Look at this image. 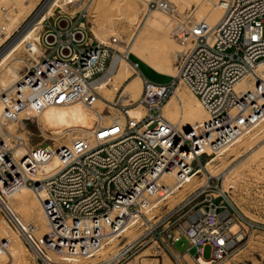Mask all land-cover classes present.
Masks as SVG:
<instances>
[{
  "label": "built area",
  "instance_id": "2783aa9c",
  "mask_svg": "<svg viewBox=\"0 0 264 264\" xmlns=\"http://www.w3.org/2000/svg\"><path fill=\"white\" fill-rule=\"evenodd\" d=\"M139 1L174 17L172 38L192 45L181 55L177 78L167 84L144 80L130 105L119 97L105 108L97 105L96 83L113 54L93 38L83 10L57 6L35 22L34 39L21 40L0 68L2 76L20 73L0 90V130L7 137L0 135V202L22 185L38 195L48 226L40 240L26 239L36 264H55L45 260L48 250L95 256L136 215H142L134 223L138 237L100 264H143L139 253L151 241L153 255L164 254L171 264H189L187 257L195 264H227L264 229L240 214L215 175L175 207L158 210L173 185L180 187L209 157L264 121V0H215L203 15L196 6L178 12L168 1ZM16 11L15 0H0V54L23 29L25 21L9 32ZM248 76L253 88L239 94L235 86ZM177 80L200 100L206 121L181 129L162 116ZM24 109L33 112L31 120L19 118ZM17 144L26 147L22 156L13 151ZM53 158L61 163L56 173L36 178L39 166ZM152 198L158 206H150ZM145 206L150 216L142 213ZM1 216L15 227L0 206Z\"/></svg>",
  "mask_w": 264,
  "mask_h": 264
},
{
  "label": "bare ground",
  "instance_id": "6f19581e",
  "mask_svg": "<svg viewBox=\"0 0 264 264\" xmlns=\"http://www.w3.org/2000/svg\"><path fill=\"white\" fill-rule=\"evenodd\" d=\"M41 0H15L17 5L16 16L12 22L10 31L15 30L34 12L36 6ZM96 0H47L40 11L26 24V26L19 31L17 36L11 41L10 45L0 54V68L6 63L9 56L12 55L20 47L21 40H33V27L35 22L42 17L52 14L54 8L61 6L64 8L67 4L77 3L78 6H83L89 9L93 8ZM113 3L116 6V15L122 17L128 25H135L134 32L124 39L117 31L114 25L93 29V34L96 39L105 44L114 47L119 53L113 54L110 66L107 73L99 79L96 83L97 90L100 93L97 105L102 109L107 105L113 104L115 99L114 93H119V101L123 105H130L138 100L143 91V78L137 69L136 65L131 63L130 55H134L141 61L145 62L155 71L161 74L170 76L172 82L179 75V62L181 55L190 49L192 43L190 41L176 42L172 38V33L176 25L174 17L169 15L166 11L159 7H148L146 4H139L137 0H99ZM165 1L178 9H185L190 6L193 1L196 7L199 8V14L203 15L207 9H212V3L215 0H158L159 4ZM98 2V0H97ZM96 2V4H97ZM141 2V1H140ZM94 4V5H96ZM210 6V8H209ZM179 11V10H178ZM111 35L112 40L109 42L105 38ZM153 37V41L149 37ZM15 67V66H14ZM19 63L16 64V68ZM264 69V62L259 65V70ZM134 72H136L134 74ZM20 78V73L15 70L8 76L0 75V90L8 87L11 83L16 82ZM123 85L121 86V83ZM169 82V83H170ZM174 83V87L168 98L162 105L161 114L171 124L178 126L181 129H187L191 126L206 121L209 118L208 113L204 109L202 103L190 91L187 90L182 82ZM167 84V83H156ZM253 80L250 76L240 80L235 90L242 94L250 91L253 88ZM3 106L0 102V116ZM20 119L31 120L33 112L30 109H24L18 113ZM10 132L14 131V126L10 128ZM264 129V123L261 125ZM24 130L28 132L25 128ZM256 132L250 135H244L239 138L231 147L217 154L225 152V156H234V160L241 161L244 164L249 159H255L264 153V136H259ZM0 135L7 139L4 130H0ZM27 135H24L25 140ZM29 144V142L27 141ZM26 147L23 145H15L13 151L17 156L25 154ZM2 154L0 153V158ZM244 157H246L244 159ZM217 158L211 156L206 163L195 173L190 176L185 183L180 187L174 188V193L185 192L186 189H194L206 183L205 170L209 173H222L226 180L224 181V188L227 187L228 180L226 173L227 169L217 168L213 162ZM244 159V160H243ZM61 163L53 158L44 162L36 171V178H41L50 174L54 175ZM199 173L204 174L203 177L198 176ZM199 178V179H198ZM183 187V188H182ZM182 188V189H181ZM226 190V189H224ZM187 192V190H186ZM173 193V194H174ZM168 198H173L170 195ZM158 201L155 198L150 200V206H158ZM0 206L14 219L15 229L7 222V220L0 217V264H31L30 255L33 253L31 247L27 244L26 239L30 235L34 240H40L47 230L48 221L44 213L41 201L36 192L28 185H22L12 192L3 196V202ZM145 206L142 209L143 214L151 215V212ZM142 217V215L134 216L128 225L122 230L123 233L130 235L132 242L139 234L135 233V218ZM110 243H115L116 235H110ZM108 237V238H109ZM105 248H102L104 250ZM32 253H31V251ZM147 250H144L140 256H143V264H158L157 258L147 257ZM45 260H49L55 264H96L95 258L84 257L78 255L56 254L48 250ZM241 252V251H240ZM104 260H109L112 257L103 253ZM115 254V253H114ZM203 264H206L204 259H201Z\"/></svg>",
  "mask_w": 264,
  "mask_h": 264
},
{
  "label": "rangeland",
  "instance_id": "374dc122",
  "mask_svg": "<svg viewBox=\"0 0 264 264\" xmlns=\"http://www.w3.org/2000/svg\"><path fill=\"white\" fill-rule=\"evenodd\" d=\"M46 1L47 0H41V2L36 6L34 12L24 22L22 28H24L26 24L34 17V15H36L40 11V9L44 6ZM96 2L97 0L94 2V4H96ZM137 2L141 5L143 4L139 0H137ZM76 4L77 3L75 2L67 4L64 7V9L70 13H74L78 10H83V12L86 14L88 28L90 29L92 36L95 40H98L94 37V34L92 32L93 29L95 28H101L104 30L106 27L114 25L117 28L118 33L124 39H126L130 36L132 32H134L135 27L138 25V24L128 25V23L122 17L117 16L116 6L113 3L98 0L97 4L96 5L93 4V8L89 10L86 7L78 6ZM193 6H196V4L193 1H191L189 7L185 9H178L179 11L178 10L177 11L182 12ZM206 11H204V13ZM105 38L109 42L112 40L111 35H108ZM149 39L153 41V37L150 36ZM107 46L111 48L110 54L119 53L111 45L108 44ZM135 73L136 72H134V74ZM176 83L179 84L178 80L176 81ZM122 85L123 82L121 83V86ZM187 90L190 91L188 88ZM112 96L114 99H117L119 93H114ZM263 123L264 121L246 135H250L253 132L259 130ZM26 129L31 131L34 130V124L30 123V125ZM257 133H259L258 134L259 136L263 137L264 129L259 130ZM32 139L34 140V138ZM213 156L217 158L213 162V165H215V167L220 169L224 168L227 169L226 171H229L226 173L228 180L227 187L224 188V181L226 180V177H224L222 173L213 174L205 170V175L206 176L215 175L219 179L221 189L223 190L226 189V192L229 195L233 205L240 212V214H242L244 217L251 220L255 224H258L259 226H264V153L255 159L251 158L247 160L244 164H241L242 163L241 161L239 162L237 160H234V156L231 155L225 156V152H223V154H220L219 157H217V154ZM200 158L203 159V156H201ZM245 158L246 157H244V159ZM195 165H197V162L195 163ZM198 176L203 177L204 174L199 173ZM186 190L185 192L176 191L174 194H172L173 198H168L166 201L160 203L161 206L160 209L158 210H162V212H165V210L175 207L193 189L192 190L186 189ZM135 233L139 234L140 229L135 228ZM130 238L131 237L129 234L123 233L120 238H117L115 240V243L107 244L106 246H104L105 248L104 250H100L97 253V255L92 256L91 258H95L94 262L96 264H100L102 260H104L105 258L103 253L107 254V256H112L118 250V248L122 246L124 243L128 242ZM152 245H154V243L151 241L140 253L139 252L138 253L142 254L144 250L148 249L147 257L157 258L158 264H171L170 260L167 258L166 255L164 254H161L159 256L153 255L152 249H149L151 248ZM209 255H210V247L206 246L204 250V257L209 258ZM263 257H264V229L260 228L258 231L252 234L251 239L241 249V252L234 255L233 258L227 262V264H251V263L260 264V261ZM29 258L31 264H36L35 256L33 253L30 255ZM187 258L189 264H195V262L191 258L189 257ZM140 259H143V256H141Z\"/></svg>",
  "mask_w": 264,
  "mask_h": 264
},
{
  "label": "water",
  "instance_id": "95a60500",
  "mask_svg": "<svg viewBox=\"0 0 264 264\" xmlns=\"http://www.w3.org/2000/svg\"><path fill=\"white\" fill-rule=\"evenodd\" d=\"M131 63L135 64L137 69L139 70L141 76L148 81L154 83H169L171 81V77L165 74L158 73L145 62L141 61L134 55L129 56Z\"/></svg>",
  "mask_w": 264,
  "mask_h": 264
}]
</instances>
